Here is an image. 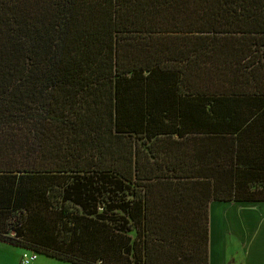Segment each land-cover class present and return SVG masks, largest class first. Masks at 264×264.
<instances>
[{"label": "trees", "instance_id": "trees-1", "mask_svg": "<svg viewBox=\"0 0 264 264\" xmlns=\"http://www.w3.org/2000/svg\"><path fill=\"white\" fill-rule=\"evenodd\" d=\"M213 202L264 203V0H0V242L209 264Z\"/></svg>", "mask_w": 264, "mask_h": 264}, {"label": "crops", "instance_id": "crops-1", "mask_svg": "<svg viewBox=\"0 0 264 264\" xmlns=\"http://www.w3.org/2000/svg\"><path fill=\"white\" fill-rule=\"evenodd\" d=\"M222 205L223 229L215 221L214 206ZM219 231L223 232L217 238ZM234 234L241 245L242 259L225 260L229 234ZM209 264H264V203H219L209 207Z\"/></svg>", "mask_w": 264, "mask_h": 264}, {"label": "rangeland", "instance_id": "rangeland-1", "mask_svg": "<svg viewBox=\"0 0 264 264\" xmlns=\"http://www.w3.org/2000/svg\"><path fill=\"white\" fill-rule=\"evenodd\" d=\"M213 208H217L215 212L213 211L215 221L219 223L223 229V219H224L223 209L225 207L222 205H217V206L215 205ZM56 221L57 219H55V222H54L55 227L57 226ZM10 223H13V221L12 219H9V218H8L7 224L6 223L3 224L0 222L2 228H6V226L9 225V228L12 229L13 227L10 226ZM21 230H22L21 234L23 235L26 234V236H28V232H27L29 230L28 225L22 228ZM16 232L20 234V229L19 228L16 229ZM222 234L223 232L219 231V234H217V238L221 237ZM227 241H229L230 244L227 246V249H226L225 260H231L232 256L235 257V260H243L242 255H241L242 253L241 245L238 239L235 237V235L232 233L229 234V236L227 237ZM46 243H51V245H53V247L57 249L59 248L62 249L64 247V244L62 243L61 239H59V237L56 235L54 236L53 240H46ZM30 253L36 254L35 252L22 250L12 245L0 242V264H21L25 256L30 255ZM32 264H69V263H65L62 261H58L55 259H51V258L42 256V255L36 254V260Z\"/></svg>", "mask_w": 264, "mask_h": 264}, {"label": "built area", "instance_id": "built-area-1", "mask_svg": "<svg viewBox=\"0 0 264 264\" xmlns=\"http://www.w3.org/2000/svg\"><path fill=\"white\" fill-rule=\"evenodd\" d=\"M36 260V254L30 253V255L25 256L21 264H32Z\"/></svg>", "mask_w": 264, "mask_h": 264}]
</instances>
